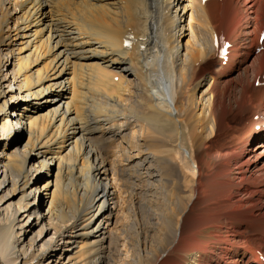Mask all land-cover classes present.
<instances>
[{
  "label": "bare ground",
  "instance_id": "obj_1",
  "mask_svg": "<svg viewBox=\"0 0 264 264\" xmlns=\"http://www.w3.org/2000/svg\"><path fill=\"white\" fill-rule=\"evenodd\" d=\"M263 30L264 0H0V189L20 204L0 206V263L112 264L117 187L138 204L149 179L161 239L129 264H264ZM22 208L51 241H25Z\"/></svg>",
  "mask_w": 264,
  "mask_h": 264
},
{
  "label": "rangeland",
  "instance_id": "obj_2",
  "mask_svg": "<svg viewBox=\"0 0 264 264\" xmlns=\"http://www.w3.org/2000/svg\"><path fill=\"white\" fill-rule=\"evenodd\" d=\"M183 14L184 13L181 12V15H183ZM185 17L183 18V20L185 19ZM189 19H190V16H187L184 23L188 25V22L190 21ZM186 28H187L186 29V34L182 38V43H184V44H185L186 39H188V38L193 39V37L191 35L192 32H191L190 27L188 28V26H187ZM252 55L253 54L249 52L246 55H244L241 60H246V61L250 62L253 59V56ZM5 68H4L5 73H8V71H6ZM224 74H222L220 76L221 77L220 79H223L224 78V77H222ZM238 74H239L238 71H236V73L233 75V77H234L233 80H236L235 78L238 76ZM223 83H225V82H223ZM223 83H222V85H223ZM229 93H230V96L233 99V96L236 95V90L232 88L231 90H229ZM16 96L17 95H15V93L12 94V98L13 99H15ZM21 100H22L21 97H20V99L17 98L16 99V102L21 103L20 102ZM198 113H200V111H198ZM136 123H138V124L136 125ZM136 123L133 126V128L135 129V132L134 131L132 132V130H131L132 135L130 137L133 140L136 139L135 136L137 134H139L140 129H141L140 126H138L139 125V122H136ZM245 124L246 123L244 121L243 122H240V124H239L240 128L242 129V127H244ZM258 128H259V126L256 127V129H258ZM136 132H138V133H136ZM239 132H240V130H238L236 133L239 134ZM133 133L136 134V135L134 136ZM133 136L135 137V139H134ZM245 138L246 137H244L243 140H245ZM120 139L121 138L117 139V142L116 141H112L111 142L110 149H112V152H113V155L114 156H111V158L109 160L110 162L107 165L112 170L111 171V174H113L112 172H115V171L116 172H124V173L127 174V172L130 171V168L129 167L131 166V164H129V160H126L127 163L125 162V160L124 161H120V163H119L118 155L120 156L122 154V150H123L122 147H124L125 144H126V143H124L122 141V139L121 140ZM121 141H122V143H121ZM118 148H119V150H118ZM113 150L115 152L116 151L117 152L115 153ZM116 155H117V157H116ZM111 159L114 161V163H115L116 166L113 164V161ZM138 162H140V161L139 160H135V163L138 164ZM150 163L152 164V162H149V163L147 162V164L145 166L146 167L149 166ZM124 166H125V169H123ZM113 167H114V170H113ZM146 167H145L144 171H147L148 170ZM52 171H53V173H55L56 172L55 171V168ZM113 179H115V178H112V181L114 182L116 179L115 180H113ZM10 185L11 184H9L6 187H4L3 192H1V189H0V197H3L2 201H0V206L3 209H5V208H7V206L13 204V206L16 205V208L18 209L20 207V204L15 203V200L17 201L18 196H15L14 194L13 195L12 194L11 195L8 194L9 193V188H10L9 186ZM150 186L151 185L149 183V179H145L143 181V184H142V189H141L142 191H140V194L138 195V199L140 200V201L138 200L139 201L138 204H133L132 203V199L130 200V197L128 195V192H122L117 187L118 191H117L116 194L118 196H117L116 199L119 202V204H121V203L124 202L125 205L124 206L123 205H119L118 208L113 211V215H114L113 216V219H112L110 225L106 228V231H107V241H106L105 244H106V246L112 247V251H113L112 252L113 253L112 254V257L114 258L112 260V264H129L131 262L132 257L134 255H137V252H138V250H137V248H136V246L134 244V239L136 238V236L139 239H141V240H142V235L143 236H147L146 239H145L146 244L144 246H142V247H145L144 248L145 250L143 251L142 254H148L149 253V250L148 249H153V246L157 242H159L160 239H161L162 230L160 229V226H161V224H160V218L157 215V216H155V218H152L151 219V217H150L151 215L149 214L148 207H149V200H150V198L148 197V195L146 193H147V190L150 188ZM158 190H159V193L161 195V198H163V194L161 193L162 190L159 189V188H158ZM128 191H130V187H128ZM118 197H119V199H118ZM163 200H164V198H163ZM20 210H19V213L17 214V217L19 218V220L22 219V218H26L27 219L26 221L29 220V222H27V224L24 226V230H22L23 237L27 236L29 234V231L31 229L33 230V232L28 235V237H27V239L25 241H27L31 237V235L33 233H36V235H35L36 236V243H35V245H37L36 247H39L46 240H48V241H51L52 240V236L55 233L53 229L52 230H48V233L47 234L45 232H43V233L38 232V226L34 227V224L36 223V219H35L36 217H35V215H33V216H31L29 218V217H26L29 212L26 211L25 208H22ZM134 212L136 214L135 216H134ZM8 213L11 214V212H8ZM132 216H133V218H132ZM20 223H21V221H20ZM19 224H17L16 228L19 227ZM29 225H31V226L29 227ZM243 228L244 227L242 225H238V227H237V230L238 231L237 232H240ZM252 229H253L252 227H249L248 231H250V232H246V234L247 235L252 234V231H251ZM25 230H28V231H26V234L24 233ZM20 232L21 231L18 230L17 233L19 235H21ZM237 237H238V235H237ZM55 240H56V236H55ZM63 241L64 240H61V239H59L57 241V243L60 244L59 245L60 247H61V245H63ZM146 245H147V247H146ZM68 246H70V244L67 243V246H65V247L68 248ZM52 248L54 249V251L51 252L52 249L50 250V254L46 258V262H44V263H41L40 262L38 264H50V263L51 264H64L63 263L64 259H62V258L65 257V255H66L65 252L66 251L65 250H60V249H55V247H52ZM146 248H147L148 251H146ZM150 251L153 252V250H150ZM60 255H61V258H60ZM189 257H191V255L188 256V262H189L188 264H196L195 259H193L192 257L191 258H189ZM218 258L219 257L216 254H212V256L209 254V257L207 256L206 258L205 257L202 258L203 260L200 261L199 264H209V263L210 264H215L214 263L215 261L212 262L213 259L222 262V259H220V258L218 259ZM48 262H50V263H48ZM20 264H23V260H22V263H20Z\"/></svg>",
  "mask_w": 264,
  "mask_h": 264
}]
</instances>
